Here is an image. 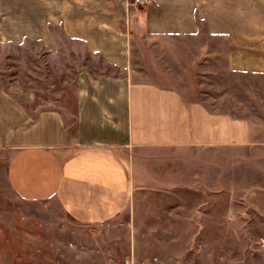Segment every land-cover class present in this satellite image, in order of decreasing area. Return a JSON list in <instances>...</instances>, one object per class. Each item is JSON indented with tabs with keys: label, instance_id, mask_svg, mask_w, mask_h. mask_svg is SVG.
Instances as JSON below:
<instances>
[{
	"label": "rangeland",
	"instance_id": "1",
	"mask_svg": "<svg viewBox=\"0 0 264 264\" xmlns=\"http://www.w3.org/2000/svg\"><path fill=\"white\" fill-rule=\"evenodd\" d=\"M143 22L131 24L135 80L246 117L264 139V72L229 69L224 36L204 26L160 35ZM51 28L54 49L28 36L0 40V81L30 111L56 108L73 121L80 74L126 70L59 25ZM8 157L0 151V264H264V161H138L146 181L134 205L90 223L55 198L17 195L7 180Z\"/></svg>",
	"mask_w": 264,
	"mask_h": 264
},
{
	"label": "crops",
	"instance_id": "2",
	"mask_svg": "<svg viewBox=\"0 0 264 264\" xmlns=\"http://www.w3.org/2000/svg\"><path fill=\"white\" fill-rule=\"evenodd\" d=\"M140 18L150 34L204 26L224 36L229 69L264 72V0H0V40L28 36L54 49L51 25H59L126 70L80 74L73 121L56 108L30 111L0 81V151L9 153L7 180L17 195L55 198L78 221L108 222L144 186L138 161H264L262 131L248 118L133 78L131 24Z\"/></svg>",
	"mask_w": 264,
	"mask_h": 264
},
{
	"label": "built area",
	"instance_id": "3",
	"mask_svg": "<svg viewBox=\"0 0 264 264\" xmlns=\"http://www.w3.org/2000/svg\"><path fill=\"white\" fill-rule=\"evenodd\" d=\"M144 1H146V0H132V2L134 4H138V3H141V2H144Z\"/></svg>",
	"mask_w": 264,
	"mask_h": 264
}]
</instances>
